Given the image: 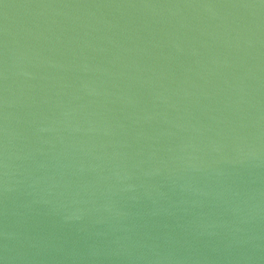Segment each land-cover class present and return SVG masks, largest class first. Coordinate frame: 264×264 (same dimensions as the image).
<instances>
[{
	"label": "water",
	"instance_id": "95a60500",
	"mask_svg": "<svg viewBox=\"0 0 264 264\" xmlns=\"http://www.w3.org/2000/svg\"><path fill=\"white\" fill-rule=\"evenodd\" d=\"M0 264H264V0H0Z\"/></svg>",
	"mask_w": 264,
	"mask_h": 264
}]
</instances>
